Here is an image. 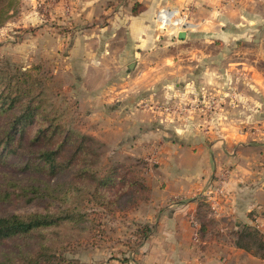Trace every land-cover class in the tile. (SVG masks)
I'll return each mask as SVG.
<instances>
[{"label": "crops", "instance_id": "0c3cea01", "mask_svg": "<svg viewBox=\"0 0 264 264\" xmlns=\"http://www.w3.org/2000/svg\"><path fill=\"white\" fill-rule=\"evenodd\" d=\"M88 5L96 27L81 54L96 72L87 76L85 69L75 77L79 101L90 107V120L111 122L103 141L112 152L155 153L161 163L149 201L134 212L152 228L138 264H264L255 245L239 241L243 224L264 239V131L245 140L238 125L264 122V0H90ZM163 8L178 10L179 20L185 18L190 27L161 30L156 16ZM176 96L216 98L219 110L191 124H168L158 114L134 111L149 98ZM211 119L218 123L211 129L207 123V133L198 128ZM221 166L231 176L223 178L216 202L212 176ZM203 196L216 204L211 216L228 237L195 241Z\"/></svg>", "mask_w": 264, "mask_h": 264}, {"label": "rangeland", "instance_id": "374dc122", "mask_svg": "<svg viewBox=\"0 0 264 264\" xmlns=\"http://www.w3.org/2000/svg\"><path fill=\"white\" fill-rule=\"evenodd\" d=\"M90 0H19V7L12 14L7 23L0 28V91L4 92V97H19L20 89L24 90V100L36 102L44 101V114H36L23 123H18L19 132L16 140L22 134H27L35 148H40L47 143L45 136L53 138L47 146L56 148L58 144L63 145V156L61 159H70L73 154H78L80 167H90L96 180L85 179L81 177L90 172H78L76 170L70 173L62 174V180L70 184L77 182L79 187H70L67 194L71 200L78 201L80 218L70 223H65L60 228H49V232H63L57 240L45 239L42 241L45 245L54 248L50 256L45 257L41 264H63L65 259L75 261L78 264H138L141 248L143 247V237L138 230L145 226L150 228L147 239L151 236V225L139 220L135 211V206L123 209L122 205H110L106 209L95 202L92 192L96 185L101 189L107 190V195L111 200L121 197V202L127 203L122 199L123 193L127 190L129 182L138 181L151 197V183L160 176V159L155 153L135 154L129 152L111 151L105 141L107 135L111 132V122L100 120H90V107L82 106L80 96L76 92L79 81H74L75 77L80 76L79 71L84 74L87 70L89 75H93L96 69L85 61L81 54L85 45L90 47L91 31L95 29V24L90 18L89 4ZM106 10L101 9L100 13L105 16ZM104 21V18H102ZM200 45V42L198 43ZM73 55H71V53ZM82 65L79 63V57ZM88 60V58H87ZM83 82L84 84L88 83ZM11 88L8 90V86ZM30 91H25L26 89ZM11 92L10 95H7ZM80 97V98H79ZM147 100V99H146ZM208 98H164L157 100L149 98L146 102H140V105L134 111H147L152 114H158L162 120L168 124L190 123L194 118L204 119L206 116V104ZM217 101L216 98H210ZM22 101V102H23ZM21 102V103H22ZM25 105L20 108L25 107ZM215 108L210 110L211 114L219 110V105L214 104ZM4 108V109H3ZM9 109L7 104H0V113ZM1 109H3L1 111ZM43 114V115H41ZM39 118V119H38ZM38 120V121H37ZM191 120V121H190ZM192 123H195L194 121ZM208 127L216 125V120L199 122L198 128L207 133ZM240 130L248 136L245 140H250L258 129L264 131V122L257 125L249 122L238 124ZM258 127V128H257ZM42 129L43 134L36 136ZM102 137V139L100 138ZM16 140L13 141L15 145ZM32 140V141H31ZM33 158L32 164H37L38 160ZM24 162L13 157L8 148L0 147V172H9L11 169L19 173L24 168ZM117 166V182L107 181L101 185L100 180L105 177L103 170L111 169ZM228 167V164L226 165ZM79 167V168H80ZM95 171V172H94ZM44 177H49L50 170H36ZM162 175V174H161ZM231 176V170L224 167H215L212 176L213 199L218 202L219 196L223 193V186L218 187L219 178H228ZM97 181V182H95ZM68 186H66L67 188ZM139 187V186H138ZM136 187V189L138 188ZM93 188V189H92ZM143 190L141 196L147 192ZM218 197V198H217ZM201 197L197 213L207 212L208 217L214 219L211 213H215L213 202H204ZM206 199V198H205ZM144 203V202H143ZM175 203V202H172ZM123 204V203H122ZM70 206V203H67ZM44 205L32 203L25 204L22 199H16L10 204L1 206L0 214L11 212H29L41 210ZM201 207V210H200ZM198 218V217H197ZM196 219V218H195ZM197 220V219H196ZM195 220V222H196ZM215 220V219H214ZM197 235L200 240V223L197 220ZM241 236L239 241L242 245H255L256 251H261L260 246L264 239L254 227L250 231V226L243 224L241 227ZM32 236L15 235L11 238L1 240L0 255L4 256V251H12L14 255L19 253L31 254L38 249L40 238L37 232ZM216 239L225 238L221 232ZM229 240H233L231 234ZM201 241V240H200ZM23 244V247H17ZM201 252V248L198 249ZM27 256L26 258L32 257ZM24 258H20V262Z\"/></svg>", "mask_w": 264, "mask_h": 264}, {"label": "trees", "instance_id": "16d2710c", "mask_svg": "<svg viewBox=\"0 0 264 264\" xmlns=\"http://www.w3.org/2000/svg\"><path fill=\"white\" fill-rule=\"evenodd\" d=\"M19 7V0H0V28L3 27L7 21L10 19L12 14L17 11ZM9 85L8 88L10 89ZM26 89V88H25ZM30 91V90H25ZM21 92L16 98L10 96L4 97L2 91H0V104H7L9 109L6 108L5 112L0 113V147L8 148L9 152L13 157L24 162V168L16 173L14 169L9 172H0V204L1 206L7 205L15 201L16 199H22L25 204H40L44 205L41 210L29 211V212H11L0 214V245L1 240L6 238H11L15 235H25L32 236L33 232H37L40 238V244H38V249L29 254L19 253L14 255L12 251H4V256L0 255V264H41L45 257H52L50 253L54 250L50 246L45 245L42 241L45 239L57 240V237L63 233L61 231L49 232V228H60L62 224L73 222L77 218H80L78 201L71 200L67 196L70 187H79L77 182H71L68 184L65 180L61 181L62 174L70 173L78 168V172L88 171L90 174H84L83 177L79 178L82 181L85 179L96 180L95 173L90 167H80L78 163V154H73L70 159H61L63 156V145L58 144L56 148H50L47 146L51 143L53 138L45 136V140L48 144L35 148V146L28 141L29 138L27 134H22L16 140V136L19 132L18 123H23L32 118H36V114H40V110L44 114V101H40L38 104L33 101H23L24 90L20 89ZM8 92L7 95H10ZM23 101V102H22ZM22 102V103H21ZM25 107L20 108L25 105ZM4 109V108H3ZM1 109V111L3 110ZM41 114V115H43ZM39 119V118H38ZM38 121V120H37ZM44 130L40 129L36 136L42 135ZM16 140V144L13 145V141ZM32 141V140H31ZM38 160L37 164H32L33 158ZM80 167V168H79ZM117 166L112 167L108 170H103L105 173L100 182L101 185L109 182H117V177H114L117 172ZM50 170L49 177H44V174L36 172ZM95 172V171H94ZM97 182V181H95ZM127 185V190L123 193V200L127 203L121 202V197H116L110 199L107 195L109 192L107 190L101 189V186L96 185L92 192L95 202L109 209L110 205H122V208L128 209L130 206H135L136 208L143 202H147L150 199V192H148L143 186L139 185L138 181L129 182ZM66 186H68L66 188ZM139 186V187H138ZM136 187H138L136 189ZM93 189V188H92ZM143 190L147 191L145 195L141 196ZM70 203V206L67 203ZM123 203V204H122ZM201 206L204 203L200 204ZM201 210V207H200ZM207 212L199 211L197 214V220L200 223V240L211 241L219 236V229L217 223L214 219L208 217ZM143 242L147 241V235L150 232V228L145 226L142 230H138ZM220 237V236H219ZM145 241V242H146ZM17 247H23V244H18ZM32 256L26 258L27 256ZM20 258H24L20 262ZM67 261L62 260L65 264ZM68 264H78L75 261H69Z\"/></svg>", "mask_w": 264, "mask_h": 264}, {"label": "built area", "instance_id": "2783aa9c", "mask_svg": "<svg viewBox=\"0 0 264 264\" xmlns=\"http://www.w3.org/2000/svg\"><path fill=\"white\" fill-rule=\"evenodd\" d=\"M178 16L182 17V15H180L178 10L171 9V8H163L158 12V14L156 16V22H157L158 26L161 28V30H164V31H171L174 28H179V27L183 30V28L190 27V24L185 21V18L182 21V20H179ZM214 104L216 105V104H218V102L215 100H213L211 102L210 99L207 100V104H206L207 112H210V110H212V108H215V107H213ZM218 180H219L218 181V183H219L218 187L223 186V178H219ZM194 225H195V228L197 229L196 222H194ZM197 232H198V229L195 232L194 239H195V241L198 242L199 239H198Z\"/></svg>", "mask_w": 264, "mask_h": 264}, {"label": "water", "instance_id": "95a60500", "mask_svg": "<svg viewBox=\"0 0 264 264\" xmlns=\"http://www.w3.org/2000/svg\"><path fill=\"white\" fill-rule=\"evenodd\" d=\"M184 38H185V32H180L179 39H184Z\"/></svg>", "mask_w": 264, "mask_h": 264}]
</instances>
